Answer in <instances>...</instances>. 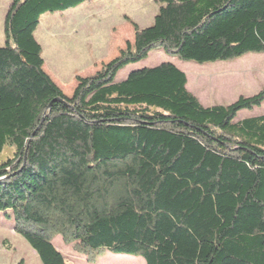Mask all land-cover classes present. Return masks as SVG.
Wrapping results in <instances>:
<instances>
[{
	"label": "trees",
	"instance_id": "1",
	"mask_svg": "<svg viewBox=\"0 0 264 264\" xmlns=\"http://www.w3.org/2000/svg\"><path fill=\"white\" fill-rule=\"evenodd\" d=\"M92 0H10L0 47V212L41 264L52 241L94 264H264V86L204 107L170 63L130 72L153 50L198 65L264 55V0H155L150 27L77 77L70 97L44 72L40 18Z\"/></svg>",
	"mask_w": 264,
	"mask_h": 264
},
{
	"label": "rangeland",
	"instance_id": "2",
	"mask_svg": "<svg viewBox=\"0 0 264 264\" xmlns=\"http://www.w3.org/2000/svg\"><path fill=\"white\" fill-rule=\"evenodd\" d=\"M115 2L116 0H92L77 8L62 13H47L40 18V23L34 36L43 48V70L66 96L70 97L72 95L77 77L92 76L100 70L101 62L93 61L92 56L88 55L87 52L94 36L106 33L104 23L111 22L114 24L116 22L114 25L122 27L127 25L126 22L132 21L140 29H144L153 24L154 18L152 17L151 19L150 15L154 14L153 16L155 17L159 8V3L155 0H119L117 4H121L110 11L108 14L109 18H106L108 20L105 17H96L97 14L94 13V8L98 7V4L107 3L110 6H115ZM9 5L10 0H0V46L5 44L4 38H1V35L3 37L1 27L4 24L3 21ZM89 12L94 13V19L87 18L86 24L80 23L85 25L81 26V28L85 27L87 29L86 39H83L81 29L76 40L64 38L63 33L68 32L73 19L82 14L87 17ZM146 13L150 14H148L149 20ZM144 14L146 17H144ZM96 24H99V26L95 27ZM129 26H131L130 23ZM82 39L84 41L82 44L85 47L79 45ZM77 45L79 51L75 50ZM63 51H68L69 55L75 60H61L60 58L62 57H68ZM162 63H170L186 75L188 91L204 107L228 106L241 96L250 97L256 95L264 86L263 54H249L232 62L198 65L193 62H183L165 54L161 50H153L145 61L125 67L118 73L115 82L118 83L125 80L132 71L153 68ZM263 115L264 103L259 108H254L251 111H241L235 118V122ZM52 243L62 253L67 264H91L87 262L85 257L77 255L72 250L71 245H65L60 236H56ZM0 264H41L35 251L20 235L14 232L13 221L4 212H0ZM94 264L146 263L142 258L138 257L105 253Z\"/></svg>",
	"mask_w": 264,
	"mask_h": 264
},
{
	"label": "crops",
	"instance_id": "3",
	"mask_svg": "<svg viewBox=\"0 0 264 264\" xmlns=\"http://www.w3.org/2000/svg\"><path fill=\"white\" fill-rule=\"evenodd\" d=\"M117 2H119V0H116L115 6H110V4H107V3L106 4H98V7L94 8L95 9L94 13L97 14L96 17H105V19L109 18L108 14L110 13V11L116 9L117 5L121 4V3L117 4ZM94 13L89 12L87 17H84L83 14L78 16V17H75L72 21L73 23L70 24V27L68 28V32L63 33L64 38H67L69 40H74V39L76 40L77 35L79 33V30L81 29V31L83 32V39H86V37H87L86 30L87 29H85V27L81 28V26H85V25L80 24V23L83 22L84 24H86L87 18L93 20L94 19V15H93ZM106 14H107V16H106ZM146 14L148 15L149 13H146ZM149 15L147 16L148 20H149ZM153 15L154 14L150 15L151 19H152V17L154 18ZM123 17H124V15H123ZM144 17H146L145 14H144ZM82 20H84V21H82ZM106 20H108V19H106ZM126 23H127V25L122 26V27H118V26L114 25V24H116V22H114V24H112L111 22L110 23H104V28L106 30V33L97 34L96 36H94L92 43H90L89 47H88L87 53H88V55L92 56L93 61H100L101 65L108 63L109 61L114 59L116 56H118L119 52L121 50H124L127 44H131V45L134 44V37H135L134 31H133L132 27L129 26V23L128 22H126ZM89 24H91V23H89ZM97 26H99V24L95 25V27H97ZM1 32L3 34V37L1 35V38L3 39L4 38L3 25L1 27ZM83 39H82V41L79 42V45L85 47V45L82 44V43H84ZM3 40H5V38ZM39 45L42 49V55H43V48H42L40 43H39ZM86 48H87V46H86ZM75 50L79 51L78 45H77V48ZM63 52H65L68 57H62V58H60L61 60H65V61L75 60V58H73V57H71V55H69L68 51H63ZM77 60H78V58H77Z\"/></svg>",
	"mask_w": 264,
	"mask_h": 264
}]
</instances>
